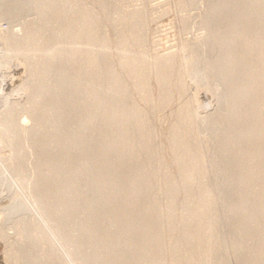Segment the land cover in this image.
I'll return each instance as SVG.
<instances>
[{"label":"rangeland","instance_id":"374dc122","mask_svg":"<svg viewBox=\"0 0 264 264\" xmlns=\"http://www.w3.org/2000/svg\"><path fill=\"white\" fill-rule=\"evenodd\" d=\"M26 1L13 14L3 7L9 10L0 16V264H264V104L257 105L263 106L253 142L258 156L243 181L244 152L252 145L227 134L231 122L234 135L247 132L249 100L243 106L222 99L247 79L249 24H264L257 12L264 1ZM166 63L163 86L158 72ZM92 68L101 86L94 100L86 96ZM260 70L264 78V60ZM116 99L124 105L134 160L110 146L119 131L104 135L106 109ZM183 107L185 123L204 128L197 135L182 125L185 145L197 155L193 195L172 140ZM76 128L86 153L52 156V141L71 138ZM51 158L67 169H56ZM98 161L109 174L118 166L137 187L144 184L135 214H126L128 202L112 208L119 198L92 208ZM81 165L85 172L75 180ZM203 199L212 207L205 214ZM123 213L127 225L117 219ZM128 225L135 230L125 234Z\"/></svg>","mask_w":264,"mask_h":264},{"label":"bare ground","instance_id":"6f19581e","mask_svg":"<svg viewBox=\"0 0 264 264\" xmlns=\"http://www.w3.org/2000/svg\"><path fill=\"white\" fill-rule=\"evenodd\" d=\"M257 1H264V0H255ZM26 0H0V16L7 14L8 10H11V13H15L16 10L23 8L24 3H26ZM264 3V2H263ZM10 6V7H9ZM3 7H8L9 9L6 11V13H4L3 11ZM257 12H259L258 14L261 15L260 19H262V17L264 18V9L262 10L261 8H257ZM236 15V14H234ZM234 17V16H233ZM94 34V29L92 28V30L90 29L87 34H86V41L87 39L90 38V35L93 36ZM256 35L255 39L253 38ZM61 37V35H60ZM247 40H252L250 42V44H248L247 46V50L249 53L253 54V58L249 61V62H245V66L247 67V70H244L246 75H247V79L243 80L240 84H234V88L237 89H233L230 87L227 88L225 95L222 97L224 103L226 100V104L231 103V105H234L236 103V99L239 100V102H241V104L244 106V102L246 103V100H249V114H250V118L252 119V121L249 119V127L247 129V132L245 133L244 136H240V135H234L233 132V127L234 125H232L233 123H230V127L229 129V134H227V136L229 138L232 139H236V140H240L241 138H245L244 143L247 144V146H251L252 145V151H248L246 150L244 152V162L243 164L246 165V171L242 170V180L243 181H248V176L250 174V171L248 170V165L250 163V161L252 159L257 158L256 156H258V150L255 152L254 150V145L255 143L253 142H258V137L260 136V125L258 124V120L260 119L261 115H262V111H263V106H257L258 103L262 102V104H264V78L260 77L261 76V70H260V66L262 65V60H264V24L263 22H259V24H249V31H248V36H247ZM226 41V40H223ZM222 41V45H225V42ZM88 42V41H87ZM254 42V43H253ZM88 47V45H86ZM75 46H73L74 48ZM86 47V48H87ZM29 51V50H28ZM9 57V53L6 51L4 52L3 58H7ZM247 63V64H246ZM1 65V64H0ZM229 67V65H226V68H224V70L226 71V69ZM170 67L169 64H162V66L159 69V81L160 84L163 86H166L167 83V79L170 73ZM87 82H88V92L86 93V96L88 98H91L92 100H94L96 98V96L98 95L101 86L99 85V81L100 78L99 76L94 72V69L92 68L89 72H87ZM7 78V77H6ZM4 79L1 78L0 76V87H2V81ZM59 82L61 84H63L65 82L64 77H60ZM99 82V83H98ZM118 84V82H116ZM229 83V82H228ZM1 89V88H0ZM194 95V94H193ZM0 98H3V96H1ZM198 97L195 93V95L193 96V99L196 100ZM58 106L57 103H55V106ZM12 108H9L6 113L7 114H11L12 113ZM240 110V109H238ZM107 111V118H106V126L104 128L105 132L104 135H109L110 134V129H114L119 131L118 134H116L114 136V138L110 139V146L112 148H114L115 146H119V150L117 154H120V157H122V155H124L127 151L129 153V155H131L132 160L135 159V154L134 151L132 149V144H131V132L130 129L128 128V123L127 120L124 117V113H125V109H124V105L123 102H121L120 100H114L112 103L111 107H108L106 109ZM228 111L231 112V108L230 106H228ZM72 112H75V108H73ZM188 110L186 107H183L181 110L182 113V118L179 122V124L176 126L173 134H172V140L174 143L175 148L177 149V156L178 159L181 163V170H182V176L184 178L185 181V185L188 188V192L191 193V195L194 194V192L191 190L192 189V180L195 174V161H196V157L197 155L192 153L191 151H189L187 148V146L185 145V141H184V135H183V126H186L187 129L194 131L197 135H199V132L204 130L203 125L200 128H197L196 126L194 127L193 124L191 122H187L185 123V119L184 117H186L188 115ZM242 113V112H241ZM66 114V113H65ZM74 116V115H73ZM231 116V121L233 120L232 115ZM60 120L61 118H57V123L60 124ZM63 120L68 122V117H64ZM137 121H141L142 118L138 115L136 117ZM12 118L8 119V121L6 120V126L8 127V130L10 133H12V127L14 126L13 124ZM63 121L61 120V125H62ZM61 125L59 127H61ZM71 133V138H69V136H65V138H61V137H57L56 139H54L52 141L54 148L56 149V154H51L52 156H60L62 155L63 159L65 158V160L71 156L74 151H75V156L78 155H82L85 154L87 151V147L89 148L88 143H86L84 141V136L82 132H79V129L76 128L73 133L72 131ZM74 135V136H73ZM149 138V136H148ZM61 139V140H60ZM62 140H65L64 143L68 142V140H71V142L73 143L72 145H68V144H64L61 143ZM63 142V141H62ZM64 144V145H62ZM57 151L59 152V154L57 153ZM102 153L100 152V155ZM59 157V158H60ZM15 160H21V156L19 154V156L17 158H14ZM51 163H56V169H61L63 171H65L67 168L64 167V164H62V162L60 160H53V158H51ZM96 166H97V171H96V175L98 177V189L96 188V200H95V205H93L92 202V208L93 206H107L111 203V201L114 198H119V203L118 205H114L112 206V208L117 209V210H121L122 207H126L125 203L128 202L127 205V211L126 214L129 215V213L133 212L134 214L136 212L135 211V207H137L138 205V196H140L142 190L146 189V187L144 186V184H142L141 186L138 187L135 185L133 176H130V173H127L125 170H122L120 167H116L115 169H113L111 171V173L109 174V171L107 169H105V164L102 161H98L96 162ZM83 165L76 167V169L74 168V174L75 177L74 179L77 180L78 178L80 179L81 176H83L84 172H85V168H82ZM243 168V166H242ZM68 172H71V169L68 170ZM93 173V171H92ZM109 177H105V175H108ZM106 179V181H105ZM105 181V182H104ZM199 189L201 188V184H198ZM72 186H67L66 190L67 191H73V188H71ZM246 189V187H245ZM105 190V191H104ZM245 195H248V193H246L244 191ZM107 194H111L110 198H108L106 195ZM196 195V194H195ZM261 201V199H260ZM117 204V203H116ZM131 208V211L130 209ZM211 206L210 204H208L207 200H202L200 203V207L199 210L201 212H203L204 214L207 212H209L211 210ZM93 210V209H92ZM91 211V210H90ZM71 212V210H70ZM92 212V211H91ZM93 214V213H92ZM126 214L122 216H119L117 219L120 222V225H124L127 223H129V219L128 217H126ZM94 215V214H93ZM103 219L102 216L95 218V220H98L99 222H101V220ZM211 228L214 227V223H210L209 225ZM126 227V233L125 234H129L132 233L135 229H134V225H128L125 226ZM81 232V230H79ZM109 243L112 242V238L111 236L109 237ZM113 243V242H112ZM113 247V245L111 246Z\"/></svg>","mask_w":264,"mask_h":264}]
</instances>
